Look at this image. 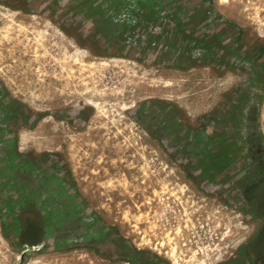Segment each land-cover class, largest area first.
Wrapping results in <instances>:
<instances>
[{
	"label": "rangeland",
	"instance_id": "1",
	"mask_svg": "<svg viewBox=\"0 0 264 264\" xmlns=\"http://www.w3.org/2000/svg\"><path fill=\"white\" fill-rule=\"evenodd\" d=\"M58 2L0 0V264H264V0H205L204 26L178 0L173 63L113 58Z\"/></svg>",
	"mask_w": 264,
	"mask_h": 264
},
{
	"label": "crops",
	"instance_id": "2",
	"mask_svg": "<svg viewBox=\"0 0 264 264\" xmlns=\"http://www.w3.org/2000/svg\"><path fill=\"white\" fill-rule=\"evenodd\" d=\"M171 1L169 2L173 11L165 16L163 13L161 15L158 11L161 8L157 4L158 0H59L58 6L64 5V2H71L67 8L73 9V18L75 20L93 26L92 28H95L94 30H97V33L100 34L103 26L106 28V31L109 29V34H102V38L105 42H109V50L111 49L115 52L112 53L113 58L130 60L129 56H135L137 53L138 57L150 58L152 56H160L167 59L168 62L173 63L174 57L178 56L179 53V49L175 46L174 42L178 38L180 39L181 36L188 39V35L192 33L188 31L190 26L188 24L193 20L194 9L186 5H179L180 2L178 0L175 1V4ZM131 2H140L139 4L143 6L142 13L137 17V20L134 19L131 10L134 8L139 9V5L137 3L134 5ZM145 2H153L151 3L152 5L147 7L149 10L146 8ZM209 6L210 3L205 2V0H201L200 6H197L196 10L201 13L199 16V25L201 26H204L206 23L210 24V17H207ZM178 9L184 18H177L178 16L173 13L178 12ZM114 12H117L118 15L114 14ZM116 26H120L121 30L115 35L113 30ZM220 26L224 31L235 29L233 24L227 21L222 22ZM184 38L183 40H185ZM200 38L203 39V36ZM199 40H196V42H200ZM183 49H186V44ZM19 133L17 136L18 146L21 148ZM44 151L47 150L41 149L40 153ZM28 216L33 217L30 215L24 216L27 217V220L24 221V224L22 223L23 227H21L17 235L18 241L22 246L33 249V247L41 245L42 227L38 220L34 218L29 219ZM28 223H31L34 229V232L32 230L29 231V234L32 233L34 235V240L31 242H29L25 235L28 232L27 230L30 229Z\"/></svg>",
	"mask_w": 264,
	"mask_h": 264
},
{
	"label": "flooded vegetation",
	"instance_id": "3",
	"mask_svg": "<svg viewBox=\"0 0 264 264\" xmlns=\"http://www.w3.org/2000/svg\"><path fill=\"white\" fill-rule=\"evenodd\" d=\"M260 194H261L262 198H261V203H260L261 206L259 208H260V210H262L264 212V189ZM257 197H259V196H257ZM28 224H29L28 227L30 229L27 230L28 232H26L25 235L27 236L29 242H31L34 240V238H33L34 235H32V233L29 234L30 233L29 231L32 230L34 232V229H33V226L31 225V223H28ZM263 238H264V227L260 231V235L257 238L258 240H256V242L254 244H252V247H251L253 249V253L255 254V257L257 259L262 258V251H261L262 245L260 243V240H263Z\"/></svg>",
	"mask_w": 264,
	"mask_h": 264
},
{
	"label": "bare ground",
	"instance_id": "4",
	"mask_svg": "<svg viewBox=\"0 0 264 264\" xmlns=\"http://www.w3.org/2000/svg\"><path fill=\"white\" fill-rule=\"evenodd\" d=\"M18 131V130H17ZM25 133L24 132H21L19 133V136H20V139H21V142H23V140L25 139ZM27 136V135H26ZM28 139V138H27ZM17 141H18V138H17ZM34 249L35 248H40V246H37V247H33Z\"/></svg>",
	"mask_w": 264,
	"mask_h": 264
}]
</instances>
